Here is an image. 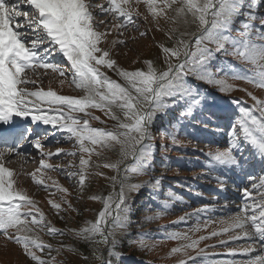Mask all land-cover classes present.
I'll return each mask as SVG.
<instances>
[{"label":"snow or ice","instance_id":"obj_1","mask_svg":"<svg viewBox=\"0 0 264 264\" xmlns=\"http://www.w3.org/2000/svg\"><path fill=\"white\" fill-rule=\"evenodd\" d=\"M136 2L139 3V0ZM145 3L157 22L160 17L169 19L168 10H171L175 12L176 19L194 26L195 31L177 35L175 29L169 30L171 45H159L164 67L157 69L152 61H145L144 69L128 71L119 68L110 58L109 51L100 47L111 28L98 31L94 11L98 9L101 14H108L112 20L118 21L113 25L118 30L135 26L130 0H107V6L95 3V0H0V234L20 245L24 254L36 264H52L55 259L37 256L34 248L41 252L47 248L50 254L51 246L42 243L38 236L29 235L34 227L43 230L45 217L27 193L15 186L14 172L5 166L3 158L6 154L20 155V144L25 140L33 143L42 157L59 156L62 150L43 152L39 136L33 134L31 127L24 125V120L30 117L32 124L41 122L59 128L68 134V139L75 140L80 153L79 171L68 175L77 178L81 190L90 175L91 157H99L104 150L115 151L118 147L119 160L102 166L117 172L119 179L117 176L107 179L111 180L114 189L119 183V192L115 196L92 197L101 199L103 208L95 222H86L85 227L75 232L86 241L107 245L114 228L126 226L128 206L125 189L133 191L140 187L126 184V181L130 176L153 170L151 141L152 130L157 123L167 119L160 130L175 146L178 144L177 125L195 129L193 122L199 120L206 128L214 118L218 119L213 110L214 103L190 83L189 77L218 86L221 92L231 91L233 86L218 79L211 71L213 62L219 56L231 55L253 66L248 74L232 71V78L264 89V16L259 17V25L254 23L258 17L252 13L253 0H161L160 4H157V0H145ZM24 4L28 6L27 10ZM135 15L138 17L140 14L137 12ZM99 23L111 24V20ZM113 43L126 42L119 40ZM57 47L70 64L71 83L84 92L83 96H65L51 89L44 90L39 88L37 80L29 76V72L38 75V69H43L45 74L51 70L61 77L65 76V69L47 58ZM102 68L115 71L124 84L112 80L101 71ZM221 70L218 68L217 72ZM60 83L63 84L64 80ZM28 85L36 86V90H30ZM248 95L255 104L251 109L239 107V115L229 133V147L206 153L208 174L220 170L215 179L221 185V190L227 180L223 170L241 168L249 163V158L264 164V100L257 99L251 93ZM114 108L123 114L122 121L113 112ZM89 109L104 111L111 119L117 120L116 128L105 130L91 127L89 118H99L92 116ZM78 113L88 118L81 120L75 115ZM160 147L168 149V145ZM245 148L249 157L244 156ZM76 154L66 153L72 156ZM85 154L88 158H85ZM129 160L131 163H127ZM40 167L51 169L53 166L41 159ZM36 172L31 174L33 182L47 189L48 185L37 178ZM248 178L253 179L251 176ZM160 185V178L152 183L157 190ZM56 190L68 192V189L59 186ZM238 190L242 203L234 214L219 221L222 225L219 231H212L208 236L195 240L187 233H171L170 239L190 241L181 243L171 252L186 255L187 249L195 250L201 241L228 235L227 240L220 241L221 245L227 246L241 239L251 241L240 250L244 255H249L259 241L264 253V176L260 178L259 187L253 183L251 188ZM165 197L164 211L170 209L172 202L183 199L171 190ZM48 203L59 213L61 204L51 199ZM64 203L72 207L67 200ZM208 211L205 205L180 219L186 221L191 215L199 216L201 212ZM156 218L159 216L150 219ZM209 223L215 222L205 220L203 227L207 228ZM56 231L48 227L49 235ZM190 231H201L199 220ZM97 236L99 240L95 239ZM112 244H115V240ZM203 251L200 249L196 257L189 256L187 260L178 261V264H188V261L196 264ZM231 254H235V250H231ZM244 264H264V254L251 256Z\"/></svg>","mask_w":264,"mask_h":264},{"label":"rangeland","instance_id":"obj_2","mask_svg":"<svg viewBox=\"0 0 264 264\" xmlns=\"http://www.w3.org/2000/svg\"><path fill=\"white\" fill-rule=\"evenodd\" d=\"M97 4L107 6V0H95ZM161 0H157L160 4ZM133 8V16L135 26H128L124 29H117L113 25L118 23L112 20L108 14H101L98 9L94 11L95 22L99 25L98 31L104 32L106 27L111 28V32L106 36L100 47L109 51L110 58L115 60L119 68L132 71L136 69H144L145 61H152L154 67L160 69L163 65L162 50L159 45H171L168 39L170 29H175L177 35L185 31H195L194 26L185 25L182 19L175 18V12L168 10L169 19L163 17L154 20L148 10L145 0H130ZM254 7L252 13L258 17L254 23L259 25V17L264 16V0H253ZM24 9L27 10L25 5ZM140 15L137 17L135 13ZM147 17V19H145ZM175 19V22H174ZM111 24L99 23L100 21ZM122 32V35L120 34ZM141 33H147L141 35ZM236 35V33H233ZM123 40L125 44L113 43L114 41ZM52 63L58 64L65 69V76L61 77L56 73L48 70L45 74L43 69H38V75L29 72V76L37 80L39 88L44 90H54L59 95L79 97L84 92L77 89L72 83V73L69 71L70 64L58 47L47 57ZM234 56H219L213 62L211 71L216 74L218 79L225 80L233 86L231 91L221 92L218 86L209 85L200 80L189 77L190 83L199 88L200 91L209 96L210 101L214 103L213 110L216 112L218 119L214 118L213 122L204 127L199 120L194 121L195 129L189 127L187 129L177 125L178 135L177 141L181 145L173 146L171 141L162 134L161 128L167 123V119L158 122L153 128V139L151 141L154 159L152 161L153 170L147 174L130 176L126 184L140 185L138 190L128 191L125 189L127 197V222L124 227H116L113 235L109 237L107 245L102 243L89 242L82 237L75 235V232L86 226V222H95L99 211L103 208L101 199H92V197H107L109 194L115 196L119 191L120 185L117 183L115 189L108 177L117 176L115 170L105 168L104 163H114L119 160L118 147L117 150H104L98 157H91L92 166L89 168L88 176L83 189L76 177H69L68 173L79 171L80 153L74 139H68V134L59 128L45 125L43 129L36 132L40 143L43 145V152L55 153L58 149L62 150L59 156H52V160L40 155V150L28 143L27 146L20 148V156L6 154L3 162L6 167L13 170L15 186L27 193V195L36 203L37 207L43 212L45 227L41 230L34 227V231L29 235L38 236L40 241L45 245L51 246V252L46 248L43 252L39 249H33L37 256L42 259L51 260L55 258L52 264H104L112 258L111 264H118V260L123 259L124 264H178L180 260H187L189 256L196 257L200 249L204 251L200 253L196 264H244L251 256L264 254L261 252L260 242L254 245V251L249 255H244L240 250L247 247L251 241L244 239L230 242L227 246L221 245V240H227L228 235L213 237L201 241L198 247L187 249V254L171 252V249L178 247L181 243H189L190 241H177L168 238L171 233H187L191 239H199L200 236H208L212 231H219L222 225L219 223L222 219H227L237 210L242 203L240 188H251L253 183L259 187L260 178L264 176V164L259 160L249 158L241 168L234 171L223 170L227 177L223 190L215 177L220 174L217 172L208 174L205 166L207 159L206 153L209 151L224 150L229 147V133L233 124L239 115V107L252 108L255 101L248 95L251 93L259 100H264V89L254 87L242 79H233L232 71L248 74L253 67H247ZM233 66H235L233 68ZM222 69L217 72V69ZM108 77L121 84L124 81L118 74L107 68H102ZM64 80L61 84L60 81ZM30 90H36V86L28 85ZM239 101V104L233 103ZM92 116L99 119H90L91 127L105 130L115 129L118 121L111 119L104 111L97 109L88 110ZM113 112L122 121L123 114L113 109ZM259 115L258 113H255ZM78 115L81 120L88 118L83 113ZM196 122V123H195ZM32 128V127H31ZM190 129V130H189ZM161 145H168V149L164 150ZM30 151H26V150ZM157 151V152H156ZM76 152L75 156L66 155V153ZM30 153V159L23 157L24 154ZM238 154V153H237ZM9 156V157H8ZM244 156L249 157L247 149L244 150ZM85 158L87 154H85ZM51 164L53 167L41 168L40 161ZM131 163V161H127ZM96 165H101L96 167ZM40 169L39 172H36ZM36 172L37 178L44 180L48 188L37 185L33 182L31 174ZM102 173L103 175H97ZM249 176L253 177L249 180ZM156 178L161 179L159 190L152 187V183ZM119 179V177H118ZM236 189L230 190L231 187ZM57 186L68 189L67 193L57 191ZM175 192L182 197V201L171 203L168 211L163 210V201L165 194L169 191ZM53 200L61 204L59 213L49 205L48 201ZM67 200L72 207L69 208ZM220 200V201H219ZM133 204V206H131ZM208 206V212H201L199 216L191 215L186 221H181V217L186 214H193L196 210ZM26 211V209H25ZM163 214L161 215V213ZM159 218L150 219L153 217ZM199 220L201 231L192 232L190 229L194 227ZM214 221L204 228V221ZM48 227L56 229L55 234H48ZM107 231V229H106ZM64 235H67L65 237ZM127 238L132 239L129 244V250L135 251V256H129L126 251ZM99 240L100 237L95 238ZM115 240V244L112 241ZM138 241V242H137ZM139 246L138 248L135 247ZM83 247V248H82ZM111 248V255L109 249ZM58 250V251H57ZM64 250L61 256L59 251ZM231 250H235V254H231ZM133 255V254H132ZM99 257V258H98ZM36 264L25 254L20 245L7 240L4 236L0 237V264ZM188 264H192L188 261Z\"/></svg>","mask_w":264,"mask_h":264},{"label":"trees","instance_id":"obj_3","mask_svg":"<svg viewBox=\"0 0 264 264\" xmlns=\"http://www.w3.org/2000/svg\"><path fill=\"white\" fill-rule=\"evenodd\" d=\"M177 145H181V143H178ZM131 206H133V204L131 205ZM55 236L56 237H59V235L56 233L55 234ZM65 237H67V235H64ZM131 240L132 239H130V238H127V240H125L124 242L126 243V251L127 252H129L128 254L130 255V256H133V257H138V256H135L134 254H135V251H130L129 250V244L131 243ZM133 241V240H132ZM138 242V241H137ZM135 247L136 248H138L139 246H136L135 245ZM83 248V247H82ZM63 252H65L64 250H62V251H59L58 252V255L59 256H61V254L63 253ZM23 254H24V252H23ZM133 254V255H132ZM111 260V262H112V258H110L109 259V261ZM129 262H127V263H125V264H131L132 262L130 261V260H128ZM13 264V263H12ZM26 264V263H25ZM118 264H124V260L123 259H120V260H118Z\"/></svg>","mask_w":264,"mask_h":264},{"label":"bare ground","instance_id":"obj_4","mask_svg":"<svg viewBox=\"0 0 264 264\" xmlns=\"http://www.w3.org/2000/svg\"><path fill=\"white\" fill-rule=\"evenodd\" d=\"M29 122H31V120H30V117L28 118V119H26V120H24L23 121V123L25 124H28ZM38 123H41V122H37L36 124H38ZM43 126H45L43 123H41ZM28 126V125H27ZM48 126H50V125H48ZM26 151H30L29 149L28 150H26ZM10 155V154H9ZM14 156H20V155H14ZM9 157V156H8ZM23 157H27V159H30L32 156L30 155V153H26V155L24 154L23 155ZM10 159L12 158L11 157V155H10V157H9ZM4 159V158H3ZM235 185V187H231L230 188V190H234V189H236V185H238V184H234ZM220 201V200H219Z\"/></svg>","mask_w":264,"mask_h":264}]
</instances>
